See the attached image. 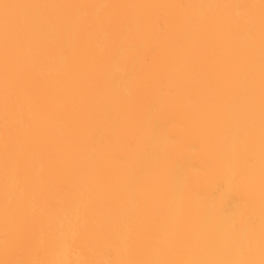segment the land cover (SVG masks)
Returning a JSON list of instances; mask_svg holds the SVG:
<instances>
[{
    "label": "bare ground",
    "instance_id": "obj_1",
    "mask_svg": "<svg viewBox=\"0 0 264 264\" xmlns=\"http://www.w3.org/2000/svg\"><path fill=\"white\" fill-rule=\"evenodd\" d=\"M0 264H264V0H0Z\"/></svg>",
    "mask_w": 264,
    "mask_h": 264
}]
</instances>
